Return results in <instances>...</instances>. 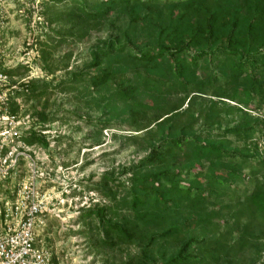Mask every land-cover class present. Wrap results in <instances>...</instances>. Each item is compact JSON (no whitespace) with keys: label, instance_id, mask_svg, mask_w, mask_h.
<instances>
[{"label":"trees","instance_id":"obj_1","mask_svg":"<svg viewBox=\"0 0 264 264\" xmlns=\"http://www.w3.org/2000/svg\"><path fill=\"white\" fill-rule=\"evenodd\" d=\"M41 15L54 35L44 62L107 32L53 89L93 105L103 118L77 117L100 132L125 122L144 151L101 174L107 202L79 211L77 233L98 251L134 247L120 264H264V0H46ZM21 86L26 102L52 83ZM23 139L49 144L33 129Z\"/></svg>","mask_w":264,"mask_h":264},{"label":"rangeland","instance_id":"obj_2","mask_svg":"<svg viewBox=\"0 0 264 264\" xmlns=\"http://www.w3.org/2000/svg\"><path fill=\"white\" fill-rule=\"evenodd\" d=\"M45 2L46 0H0V35L8 55L4 63L12 66L9 70L25 71L21 75H14L16 81L32 75L29 82L52 83V87L44 95L26 102L21 98L20 106L12 107L21 116H28L30 124H34V131L40 132L49 141L47 147H30L38 158L39 169L45 173L40 191L49 192L56 197L54 206H51L55 215L47 213L43 228L38 230V240L52 254L53 264L124 263L128 254L136 251L134 247L121 252L101 247L99 251L93 249L91 239L85 234L77 233L85 227L76 223V217L82 208L89 207H83L86 204L107 202L93 189L101 174L109 170L118 173L121 168L135 164L144 156V151L138 144L128 140L127 136L131 131L127 130L125 122L121 123L120 129L110 128L100 132L77 117L103 118L93 105L86 104L77 91L61 93L59 89H53L60 81L68 79V73L88 64L89 51L106 37L107 32L93 33L83 42L69 40L52 51L50 58L44 62L40 50L45 48L41 44L49 42L46 34L54 36L46 29L41 15ZM50 28L57 30L59 26L52 25ZM27 42L36 44L38 48L37 52H31L28 59H25L32 61V69L18 61ZM1 64L3 63H0V68ZM64 64H67V68H64ZM49 68L54 70L53 74L47 72ZM39 108L52 115L54 121L43 127L35 123L36 118L32 117V112ZM259 143L263 157L264 141ZM20 167L21 172L13 180L0 181V210L2 200L7 197V189L24 175V162H21ZM91 198L96 201L90 202ZM60 200H63L62 203H59Z\"/></svg>","mask_w":264,"mask_h":264},{"label":"built area","instance_id":"obj_3","mask_svg":"<svg viewBox=\"0 0 264 264\" xmlns=\"http://www.w3.org/2000/svg\"><path fill=\"white\" fill-rule=\"evenodd\" d=\"M33 51H38L36 44L27 42L19 63L32 69V61L25 59ZM6 57L0 35V63H3L0 68V181L13 180L24 162L23 177L7 189V197L1 204L0 264H53L52 254L40 245L38 230L43 228L47 213L55 215L51 206L56 197L40 191L45 173L39 169L36 154L23 139L35 129L34 124H30L28 116L12 109L13 105L20 106L21 97L17 93L23 91L21 85L29 83L33 76L16 81V76L6 74V70L12 69L4 63ZM91 201L96 200L91 198ZM86 205L83 207L90 206Z\"/></svg>","mask_w":264,"mask_h":264}]
</instances>
